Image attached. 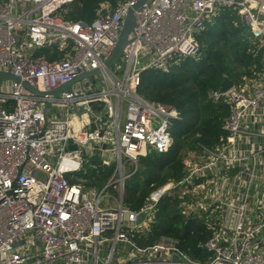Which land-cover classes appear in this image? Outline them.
Returning a JSON list of instances; mask_svg holds the SVG:
<instances>
[{"label":"built area","instance_id":"built-area-1","mask_svg":"<svg viewBox=\"0 0 264 264\" xmlns=\"http://www.w3.org/2000/svg\"><path fill=\"white\" fill-rule=\"evenodd\" d=\"M74 1L0 0L1 72L48 93L100 71L56 99L0 81V264H264V211L251 217V205L264 200V187L263 195L254 192L257 159L264 154V2L147 0L134 11L131 43L106 69L127 12L139 0L114 8L105 3L108 9L100 6L90 24L64 17ZM220 8L236 10L261 52L260 72L226 93L210 94L229 105L223 141L197 149L200 164L192 172L130 210L123 203L125 181L144 153L169 150L182 119L175 107L138 94L141 75L196 55L197 35ZM93 156L116 163L109 184L119 194L115 208L101 206L104 190L90 194L71 181ZM202 172L211 176L209 192L192 201L189 189ZM164 196L179 200L184 216L194 213L211 232L204 243L207 262L193 260L171 237L140 244L150 239Z\"/></svg>","mask_w":264,"mask_h":264},{"label":"trees","instance_id":"trees-1","mask_svg":"<svg viewBox=\"0 0 264 264\" xmlns=\"http://www.w3.org/2000/svg\"><path fill=\"white\" fill-rule=\"evenodd\" d=\"M124 1L75 0L64 17L90 24L102 3L114 8ZM196 39V55L180 59L167 71H147L141 75L138 94L148 101L175 107L182 119L172 130L169 150L162 154L144 153L135 174L125 181L123 203L130 210L140 209L148 195L165 183L181 181L186 174L184 161L188 152L200 147L212 149L223 141L222 126L229 105L212 100L210 94L219 92L224 77L239 85L242 77L260 72L261 52L251 44V35L234 8H220ZM46 58L50 61L54 56ZM102 163L98 156L87 158L71 181L83 179L89 188H103L112 170L107 171ZM188 200L193 203L190 197ZM161 236L175 239L177 246L193 260L203 263L210 257L204 243L211 232L205 230L194 213L185 217L180 201L167 196L158 204L150 239L140 244H152Z\"/></svg>","mask_w":264,"mask_h":264},{"label":"water","instance_id":"water-1","mask_svg":"<svg viewBox=\"0 0 264 264\" xmlns=\"http://www.w3.org/2000/svg\"><path fill=\"white\" fill-rule=\"evenodd\" d=\"M147 0H139L136 4H134L131 8H129L127 15L124 19L123 26L121 30L119 31L117 42L111 52L110 57L105 62V68L110 69L112 68L116 62L120 59L122 56L124 49L131 43L132 40L129 39L130 34L132 33L133 29L135 28V16L134 11L138 9L142 4H144ZM259 2H264V0H257ZM99 70H91L88 72H84L78 76H76L74 79H72L70 82L63 84L56 88L55 90H52L48 93H42L38 91L37 89L31 87L29 84L22 82L18 77L11 74L10 72H1L0 71V81H6L11 80L16 83H20L24 88H26L28 91H30L35 96L43 97L46 95H51L54 99H56L63 91L70 89L71 86L77 82H80L84 79L96 76L99 74ZM234 86V82L229 80L227 77H224L219 92L220 93H226L228 92L232 87ZM48 109V105H46L43 109V114L46 115ZM193 207L190 206L189 210H192ZM173 261H177V257L173 258Z\"/></svg>","mask_w":264,"mask_h":264},{"label":"crops","instance_id":"crops-1","mask_svg":"<svg viewBox=\"0 0 264 264\" xmlns=\"http://www.w3.org/2000/svg\"><path fill=\"white\" fill-rule=\"evenodd\" d=\"M245 148H247V146H245ZM193 153L194 151L188 152V156L184 161L185 170L188 173L193 171L195 165L200 164V163L195 162ZM257 160H258L259 169H258L257 177L255 179L254 192L257 193L258 195H263L262 193L264 192L262 191L261 193L260 188L264 187V154L263 153L260 154L259 159ZM251 161L252 159L250 160V162ZM195 175L196 177H194L193 180L195 179H200V180H196V184H194L193 189L192 187L191 189H189L191 191L190 197L193 198L192 201L201 200L208 194L209 186L207 183V179H208V182L211 179V176H206V172H202L201 175H198V174H195ZM263 211H264V200L259 199L255 202V204L251 205V217L252 218H255L256 216L258 217L259 214Z\"/></svg>","mask_w":264,"mask_h":264},{"label":"rangeland","instance_id":"rangeland-1","mask_svg":"<svg viewBox=\"0 0 264 264\" xmlns=\"http://www.w3.org/2000/svg\"><path fill=\"white\" fill-rule=\"evenodd\" d=\"M105 3H102L101 6H105ZM105 8L108 9L107 6H105ZM257 52H255L254 54L256 55ZM246 77H251V76H246ZM257 77L256 74L253 75V80H255V78ZM101 159V158H99ZM103 161V166L106 167V170H112V172L110 173V177H108L107 182L105 184V186L103 188H89L87 185V183L85 182V180H81L80 183L85 187V190L88 191L90 194L94 192V194H97L99 191L104 190V198L101 201V206L104 208H115L117 206V200L119 199V194L117 192V190L115 188H113L111 185H109L112 181V177L113 174L117 171L116 169V163L115 161H113L112 157L110 158H106V159H101ZM127 170V169H126ZM119 174V173H118ZM79 181V180H78ZM101 189V190H100Z\"/></svg>","mask_w":264,"mask_h":264}]
</instances>
